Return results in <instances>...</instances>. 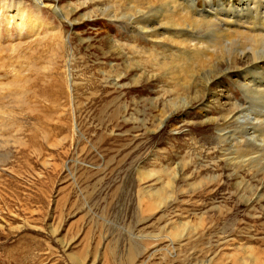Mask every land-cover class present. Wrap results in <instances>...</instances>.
<instances>
[{"label":"rangeland","instance_id":"rangeland-1","mask_svg":"<svg viewBox=\"0 0 264 264\" xmlns=\"http://www.w3.org/2000/svg\"><path fill=\"white\" fill-rule=\"evenodd\" d=\"M18 1L37 4L0 7ZM186 1L177 3L220 24L225 0ZM120 2L131 3L59 0L73 19L67 25L46 0V29L0 39V264H231L250 251L264 260V143L243 147L263 158L240 168L221 151L236 153L244 130L221 143L208 121L218 117L213 109L196 102L163 116L180 91L179 72L149 59L184 55L167 37L146 41L126 19L111 18ZM197 33L185 37L198 45L215 39L212 30ZM227 91L252 115L261 110L231 82ZM250 131L261 138L264 127ZM184 224L189 240L169 236Z\"/></svg>","mask_w":264,"mask_h":264},{"label":"bare ground","instance_id":"bare-ground-1","mask_svg":"<svg viewBox=\"0 0 264 264\" xmlns=\"http://www.w3.org/2000/svg\"><path fill=\"white\" fill-rule=\"evenodd\" d=\"M43 1L46 0H37V4H34V6L26 5L21 1L14 2L16 7L13 10L12 8L7 9L8 6L2 8L1 5L0 39L5 36L8 37L12 33L17 38H28L33 34L38 35L43 28L46 29L40 16L41 10L43 7H46L42 6ZM47 1L49 3L48 7L54 16L64 21L67 25L72 24V16L70 17L67 11L63 12L58 8L59 0ZM130 1L131 3L120 2L119 9L109 14V16L114 20L126 19L125 22L146 41L167 37L169 41L178 44L180 51L184 55V58L175 60L162 53L163 59L161 60L149 59L156 69L166 70L170 66H174L176 72H179L175 75V78L180 83L181 88L179 89L182 94L179 95L180 91L175 93V98L168 102V106L165 105L166 110L163 111V116L170 117L177 111L184 113L192 103L196 102L200 103L202 107L207 106V108L213 109L215 115L218 116L216 118L210 117L208 121L214 124L213 129L218 134V139L221 143H223L227 136L234 137L231 134L237 127L244 130V140H241L239 137L235 138L237 142L234 143H236V146H239L236 153L231 154L224 149L221 151L222 160L240 168H250L259 162L264 156L262 157L261 153L248 152L245 145L250 142L254 144L257 142L259 144L264 143V134H262L263 136L261 135V138H258L254 136L255 133L250 131L253 129L256 132L258 127H264V0H225L223 6L224 12L221 14L222 17L219 18V25L210 19L205 20L201 19L202 17H198V10L197 8L194 9L195 7L188 13L178 4L179 2L177 3V0L176 2L173 0ZM30 8L32 10H29ZM167 9L170 10L169 13L166 12ZM259 9L262 13H260ZM242 11L250 12L251 14L243 16L241 14ZM87 18L90 17L87 16ZM211 30L214 33L213 36L215 35V39L211 45L205 43V45H201L202 42L198 45L199 41L187 40V37H185L196 32H199L203 36L207 31ZM199 33L197 34L199 35ZM198 38H201V36H198ZM108 44L115 49L114 53L116 55L124 56L120 45L110 43V41ZM163 54L168 57H163ZM121 75H116L114 79L112 78V85L117 84V78H120ZM69 77L66 78L68 82L71 81ZM146 77L149 78L151 76ZM250 78L258 80L259 84H250ZM227 82H231L236 90L241 91L244 96L252 95L256 101H261V110L256 115H252V112L250 113L249 109H245L244 105L240 106L236 104V99L227 91ZM164 123L162 119L159 127L161 128ZM250 127L252 128L250 129ZM243 147L246 148L243 149ZM262 152L264 153V151ZM174 173L176 174V172ZM252 194L254 198H263L262 194L258 193V190L257 192L255 190ZM169 197L166 194V196L160 197L159 200L157 199L158 201L154 200L153 203V200L149 201L150 203L147 202L148 209L151 210V208L154 209L156 206H161ZM190 227V225L184 224L180 227L182 229L180 232L174 228L171 233L169 231V236L189 240L190 235H182L181 232L184 233L185 229L187 231L190 230ZM194 227L200 228L201 222H197ZM195 230L190 232V234H196L195 232L197 231ZM250 252L248 256L246 255V258L233 259L231 264H264V260H260L261 258L259 259L254 256L253 251ZM229 262L227 261L225 264H230ZM213 264H216V262Z\"/></svg>","mask_w":264,"mask_h":264}]
</instances>
